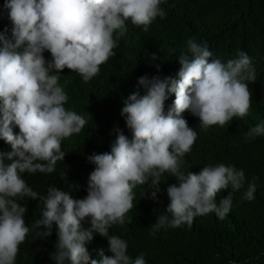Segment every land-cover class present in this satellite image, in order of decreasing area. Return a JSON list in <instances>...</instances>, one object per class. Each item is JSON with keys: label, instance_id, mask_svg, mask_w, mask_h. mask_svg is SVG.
<instances>
[{"label": "clouds", "instance_id": "1", "mask_svg": "<svg viewBox=\"0 0 264 264\" xmlns=\"http://www.w3.org/2000/svg\"><path fill=\"white\" fill-rule=\"evenodd\" d=\"M162 3L5 0L12 28L10 35L7 27L0 32V139L10 151H0V264H16L26 238L51 237L54 223L58 225L57 252L52 255L56 264H147L144 253L133 259L127 241L109 229L125 224L137 190L150 179V186L158 190L165 173L175 176L178 185L168 186L170 203L151 226L153 235L162 228L185 224L190 228L195 217L212 212L224 219L232 208L231 192L245 184L242 199H256L258 177L247 180L243 168L218 163L205 165L199 173L181 169L198 137L188 122L199 121L207 129L246 117L252 107L247 81L256 79L246 52L225 62L213 56L206 41L195 38H189L180 52L176 77L138 78L137 89L142 87L145 94L133 91L121 111L132 137L116 127L111 150L87 157L95 165L88 187L85 182L77 184L73 192L50 186L41 195L27 181L29 175L53 173L66 155L62 141L73 134L77 137L88 123L65 107L69 96L59 83L60 73L68 68L85 83L93 79L101 65L116 55L125 22L147 31L157 17L166 15ZM46 52L51 59H46ZM171 94L175 100L166 111ZM261 136L264 120L246 133L250 140ZM227 189L229 195L218 203L217 194ZM152 196L157 198L156 191ZM38 197L46 208L31 227L25 217L27 204ZM84 223L90 227L85 229ZM95 234L108 238L113 255L100 249V259L92 258L88 244Z\"/></svg>", "mask_w": 264, "mask_h": 264}, {"label": "trees", "instance_id": "2", "mask_svg": "<svg viewBox=\"0 0 264 264\" xmlns=\"http://www.w3.org/2000/svg\"><path fill=\"white\" fill-rule=\"evenodd\" d=\"M4 5L5 0H0V32L7 27L10 35L12 22ZM161 7L166 15L157 17L147 31L125 22L114 48L116 55L102 64L100 73L87 83L71 69L62 71L61 86L69 96L65 107L83 115L88 123L77 137L73 134L62 141L66 155L57 162L53 173L29 175L27 181L41 195H46L50 186L73 192L77 184L85 182L88 187L95 165L87 157L111 150L116 127L132 137L121 111L124 99L133 91L145 94L142 87L137 89L138 78L176 77L181 67L178 57L189 38L206 41L213 56L225 62L244 51L256 69L255 81H247L252 93L250 115L207 129L199 121L188 122L198 137L191 152L185 154L181 169L199 173L205 165L218 163L243 168L247 180L258 177L256 199H242L245 184L243 189L231 192L232 208L224 219L212 212L195 217L190 228L187 224L162 228L153 235L151 226L170 203L167 188L178 185L175 176L165 173L158 190L150 186L151 179L137 190L126 223L114 224L109 233L127 241V251L133 259L144 253L147 264H264V136L246 138L250 127L264 120V0H163ZM45 57L51 59V53L46 52ZM174 100L175 94H171L165 102L166 111ZM0 151H10L1 139ZM154 191L157 198L152 196ZM230 191L218 193L217 202ZM44 208L39 197L27 204L25 217L31 227ZM83 227L87 229L90 224L84 223ZM57 229L54 223L51 237H27L19 246L16 264H56L52 255L57 252ZM88 248L93 259H100V249L113 255L108 238L99 234Z\"/></svg>", "mask_w": 264, "mask_h": 264}, {"label": "bare ground", "instance_id": "3", "mask_svg": "<svg viewBox=\"0 0 264 264\" xmlns=\"http://www.w3.org/2000/svg\"><path fill=\"white\" fill-rule=\"evenodd\" d=\"M61 77H60V80H59V83L62 84V81L64 79V74L63 73H60Z\"/></svg>", "mask_w": 264, "mask_h": 264}, {"label": "rangeland", "instance_id": "4", "mask_svg": "<svg viewBox=\"0 0 264 264\" xmlns=\"http://www.w3.org/2000/svg\"><path fill=\"white\" fill-rule=\"evenodd\" d=\"M249 114H250V110H249Z\"/></svg>", "mask_w": 264, "mask_h": 264}]
</instances>
